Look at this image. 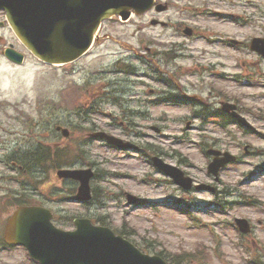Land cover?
Returning <instances> with one entry per match:
<instances>
[{"label": "rangeland", "instance_id": "obj_1", "mask_svg": "<svg viewBox=\"0 0 264 264\" xmlns=\"http://www.w3.org/2000/svg\"><path fill=\"white\" fill-rule=\"evenodd\" d=\"M157 1L168 9L132 14L125 22L116 16L104 20L91 49L69 64L48 65L24 50L17 65L0 52V224L10 210L6 194L44 205L60 197L59 208L51 207L64 217V229L73 228L74 217H103L114 230L127 232L135 246L171 264H183L180 256L188 258L189 252L193 261L185 264H264V58L248 48L250 35H264V22L263 28H241L227 14L180 9L182 1L194 6L197 0ZM255 2L264 11V0ZM202 6L230 15L241 11L219 0ZM152 18L168 25L152 24ZM185 25L205 38L185 36L179 31ZM0 35L4 45L16 44L7 27H0ZM229 38L243 42L228 46ZM171 94L190 105L156 102ZM221 101L236 104L251 128L228 115L217 119L223 128L211 114L205 122L193 117L202 105L216 112ZM56 125L69 128L70 136L62 137ZM93 129L140 143L147 155L158 153L194 184L212 190L181 188L142 153H123L89 138ZM57 144L64 147L51 158L50 145ZM209 147L238 160L214 177L207 173ZM43 149L49 157L44 161ZM60 159L64 166L93 168L90 203L74 200L73 180L57 178L54 162ZM126 193L144 205H127ZM236 217L249 221L247 233L237 230ZM0 264L38 263L13 247L0 250Z\"/></svg>", "mask_w": 264, "mask_h": 264}, {"label": "water", "instance_id": "obj_2", "mask_svg": "<svg viewBox=\"0 0 264 264\" xmlns=\"http://www.w3.org/2000/svg\"><path fill=\"white\" fill-rule=\"evenodd\" d=\"M152 4L153 0H0V7L6 9L7 18L20 39L41 59L55 63L70 62L85 53L102 19L112 14L126 19L130 9L140 13ZM156 7L158 10L165 8ZM251 47L264 54V40H255ZM5 54L14 61H22V54L11 49ZM223 108L234 109L235 105L224 103ZM233 114L244 121L235 112ZM62 133L67 136L68 129L62 128ZM94 136L105 137L115 145H127L104 132L94 133ZM209 152L219 154L215 150ZM152 159L175 182L184 188L191 187V178L184 176L178 167L157 156ZM233 159L225 152L222 158L210 163L209 171L216 174L220 166ZM57 174L79 181L77 200L91 197V168H65ZM128 200L134 202L136 198L128 195ZM43 210L19 207L10 217L5 234L7 241L24 244L41 264H165L160 257L142 254L108 227L93 225L87 218L75 219V230L59 229L51 223L48 210ZM237 223L242 231L248 230L245 219H237Z\"/></svg>", "mask_w": 264, "mask_h": 264}, {"label": "flooded vegetation", "instance_id": "obj_3", "mask_svg": "<svg viewBox=\"0 0 264 264\" xmlns=\"http://www.w3.org/2000/svg\"><path fill=\"white\" fill-rule=\"evenodd\" d=\"M208 1H210V0H208ZM220 1V0H219ZM229 1H234V3H235V5L237 6V7H242L243 9H245V8H251V9H253V7H254V5H255V2L253 1V0H222V2L223 3H227V2H229ZM189 3H186V2H184V4H183V6L181 7V9H186L187 8V6L186 5H188ZM243 9H241V11H239L241 14H245V18H247V22L249 23L250 22V20H249V18H251L252 16H253V13H252V11L250 10L249 12L250 13H244L243 12ZM241 14H237L238 15V18L241 20L242 19V15ZM263 19H264V17H263ZM193 30V29H192ZM181 31H182V28H181ZM195 31L193 30V33H194ZM257 35V34H256ZM256 35H254V36H256ZM253 35H250V37H252ZM0 39H2V37L0 38Z\"/></svg>", "mask_w": 264, "mask_h": 264}, {"label": "trees", "instance_id": "obj_4", "mask_svg": "<svg viewBox=\"0 0 264 264\" xmlns=\"http://www.w3.org/2000/svg\"><path fill=\"white\" fill-rule=\"evenodd\" d=\"M203 113H204V112H203ZM56 155H60L59 151H58V150H52V149H50V156H51V158L54 157V156H56ZM66 158H67V159H66L65 164H68L70 161H68V155H67V154H66ZM61 163H62V162H61L60 160L55 161V162H54V167H59V166L61 165ZM97 220H98L99 222H101L102 224H104V221H103L102 219L99 218V219H97ZM122 233H124V232H121V234H122ZM125 235H127V233H125ZM187 260H188V259H186V260L183 259L182 262L185 261V262L188 263V262L190 261V260H189V261H187ZM191 260H192V259H191ZM179 262H180V261H179Z\"/></svg>", "mask_w": 264, "mask_h": 264}]
</instances>
